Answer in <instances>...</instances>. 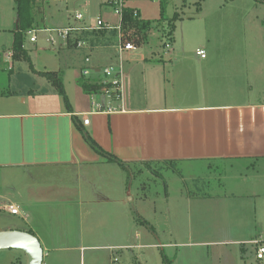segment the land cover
I'll list each match as a JSON object with an SVG mask.
<instances>
[{
	"label": "crops",
	"instance_id": "1",
	"mask_svg": "<svg viewBox=\"0 0 264 264\" xmlns=\"http://www.w3.org/2000/svg\"><path fill=\"white\" fill-rule=\"evenodd\" d=\"M128 8L140 14L138 8L129 5ZM45 10L37 7L36 17L42 19L39 14L42 13L45 19ZM98 17L103 20L101 13L96 20ZM15 22L17 30V19ZM80 22L83 26H95L88 24L85 18L83 22L77 21V25ZM44 29L55 30L49 29V25ZM150 36L158 38L159 32L154 29ZM62 39L65 41V38ZM81 45L72 47L62 42L56 49V59L46 60L40 70H35L29 50L25 47L32 75L43 78L44 82L37 81V89H24L19 84L14 90L0 93V175H17L15 181L11 179L13 177L3 179L0 176V200H8L0 210L10 214L5 207L14 205L21 215H10L19 216L24 223L4 225L0 230L27 231L37 236L45 252L43 264L46 257L54 260L55 255L59 257V264H71L73 254L70 253L81 252L83 255V251L97 249L109 250V262L113 264L115 260L119 264L123 248L132 247L120 243L99 247L84 244L89 236L86 218L90 212H93L95 226L99 228L105 223L110 225L117 212V216L124 218L121 224L116 225L117 239L129 237L125 229L134 217L126 210H122L123 214L118 210L114 213L108 205H124L133 201L135 178L132 173V182L128 184V173L117 162H110L96 154L86 135L135 170L136 165L149 163L151 167L163 162L176 163L181 174H185L184 167L193 174L197 163H207L212 168L213 163L220 162L217 164L227 167L223 177L231 180L233 176L230 173L239 164H245L248 172L259 174L264 171V98L243 93L244 87L254 86L261 77L264 78L263 65L256 63L242 69L237 62H231L227 67L223 62L228 60L226 55L218 57L205 53L204 58L197 52L149 57L144 51H136L144 46L138 47L123 56L121 100L110 99L107 104L101 103L104 110L91 114L89 125H85L82 114L93 112V98L78 84L81 71L93 68L97 73L101 68L118 63V58L114 48ZM64 49L86 51L83 56L85 63L78 74L74 73L78 62L68 65L57 63L59 52ZM11 51L6 50L3 55ZM31 72L27 69L22 75L30 79ZM60 72L71 111L46 75ZM92 77L94 81L97 75ZM109 109L115 111L108 112ZM194 176L191 175L192 179L196 178ZM242 182L247 191L229 195L195 193L186 198L191 203L194 199L264 197V188H259L264 186L263 180H251L245 173ZM126 191L129 192V199L122 197L123 193L127 194ZM147 197L144 194L142 199ZM257 220L259 218L256 224ZM260 220L264 221L263 214ZM37 222L43 227L36 225ZM120 226H123L122 231ZM107 234L103 227L94 236H101L106 241ZM263 234V227L262 232L257 228L253 231L250 240L244 244L247 246L241 248L240 258L236 257L235 250L226 249L233 260L221 264H256L255 249L249 243L257 238L264 240ZM238 242L230 245H237ZM125 256L124 263L131 264L130 258ZM176 258L172 264H175ZM135 260L143 264L137 257L132 262Z\"/></svg>",
	"mask_w": 264,
	"mask_h": 264
},
{
	"label": "rangeland",
	"instance_id": "2",
	"mask_svg": "<svg viewBox=\"0 0 264 264\" xmlns=\"http://www.w3.org/2000/svg\"><path fill=\"white\" fill-rule=\"evenodd\" d=\"M33 1L36 2L38 9H46L45 19L42 13H39L42 19L37 18L42 27L35 31L36 42L30 41L31 34L28 33L26 36L25 47L29 50L35 70L43 69L46 60L54 61L59 45L62 42L67 44V41L57 36V32L54 33L56 43L51 42L50 32L44 29L46 25H49V29L77 25L75 20L77 12L82 13L87 23L95 26L99 13L103 20L111 24L117 25L120 21L113 7L108 5L106 0ZM162 1L166 2L167 17L178 15L174 42H170L169 46L164 48L163 44L168 40L152 37L148 45L136 51H144L150 57L153 52L157 55H191L198 50H204L208 55L218 57L226 55L228 60L223 62L227 67L231 62H237L242 69H248L256 63L264 66V54H260L264 52V4L260 0H125V4L127 8L128 5L138 8L143 18L151 20L160 17ZM16 19L15 0H0V93L14 90L19 84H22L21 87L24 89H37V81L44 82L43 78H34L36 76L32 75L29 55L28 60L14 63L11 48ZM38 48L43 51H36ZM6 50L11 51L8 52L11 54L3 55ZM59 53L57 63L68 65L78 62L77 69L74 70V73L78 74V70L85 63L83 56L86 51L64 49ZM13 63L15 69L12 74ZM23 69L31 72L30 79L22 75ZM262 71L264 72V67ZM258 82L254 86L244 87L243 93L246 95L253 93L258 98H264V78L261 77ZM94 100L105 104L110 102L107 96L102 95H96ZM217 163L220 162L213 163L212 168L210 164L197 163L193 174L184 167L183 173L186 175L178 171L176 163L171 165L158 162L151 167L136 165V170L135 167H130L135 176L132 191L134 200L124 205H108L114 213L118 210L123 214L122 210H126L134 217V221L125 229L129 237L117 239L116 225L121 224L124 219L117 216V212L114 217L115 222L112 220L110 225L106 226L105 223L101 226V228L105 227V232L108 233L105 237L106 241L101 236H94L101 228L95 226L96 218L93 217V212H90L86 218L89 236L84 244L95 247L117 243L132 246L129 249L123 248V258L119 257V264H125V254L130 258L131 264H139L137 260L132 262L134 257L143 264H164L162 251H165L173 262L177 256L175 264H221L232 261L233 258L226 249L235 250L236 257L240 258L241 248L250 240L253 231L255 232L257 228V231L262 232V227L264 228V221L260 220L261 215H264V197L194 199L189 203L186 196H193L195 193L229 195L241 190V192L247 191L242 184L244 174L246 173L251 180L259 178L264 184V171L259 174L254 171L248 172L245 164H239V167L232 169L231 180L223 177L227 167ZM194 174L196 178L192 179L191 175ZM0 176L3 179L13 177L11 179L15 181L17 175L13 173L8 176L6 173H1ZM259 188L263 189L264 186ZM128 193H123L122 197L129 199ZM144 194L148 196L147 199H142ZM6 203H8L7 199L0 200V208ZM137 216L142 220L146 219L148 227H152V230L142 226ZM257 218L259 220L256 224ZM22 221L19 216L0 210V228L14 223L22 225L24 224ZM35 224L43 227L40 222ZM122 229L123 226H120L121 231ZM234 241L239 242L231 246L230 243ZM114 252L117 253L118 250ZM82 253L83 255L81 252L70 253L73 254L71 264H111L107 256L109 250H87ZM58 258L57 255L54 256V260L52 257H46L44 264H59ZM26 261L24 252L13 249L0 250V264H25ZM113 264H118V261L114 260Z\"/></svg>",
	"mask_w": 264,
	"mask_h": 264
},
{
	"label": "trees",
	"instance_id": "3",
	"mask_svg": "<svg viewBox=\"0 0 264 264\" xmlns=\"http://www.w3.org/2000/svg\"><path fill=\"white\" fill-rule=\"evenodd\" d=\"M17 3V30L13 31V60H28V51L25 49L26 36L28 33L40 28V23L36 17L37 6L33 0H15ZM264 4V0H260ZM166 2H161L160 17L155 20L142 19L138 11L135 9L125 8L123 13V21L120 31L118 29L107 30L97 29L89 30L87 26H80L79 30H75L69 33L65 38L67 45L72 47H78L79 44H88L92 48H114L119 42V37L123 35L129 41H134L137 47L146 46L151 41V32L155 29L159 32V40L165 41L163 47L166 48L170 42H174V32L176 28V21L178 15L168 18L165 14ZM137 12V15H135ZM153 55H157L154 54ZM48 79H50L58 92L63 97L65 105L69 111H71V105L69 98L67 97L64 89L63 78L60 73H47ZM79 86L89 95L94 94L101 90L102 85L98 81H93L84 77H80L78 80ZM76 123V120H75ZM86 140L94 152L107 158L110 162L118 163L123 170L128 173L127 182H132V172L130 167L117 157L107 153L102 147L96 143L89 135H86ZM146 165H150L146 163ZM138 221L146 226H149L148 222L138 218ZM152 230V227H149ZM162 261L164 264H172V260L162 251Z\"/></svg>",
	"mask_w": 264,
	"mask_h": 264
},
{
	"label": "built area",
	"instance_id": "4",
	"mask_svg": "<svg viewBox=\"0 0 264 264\" xmlns=\"http://www.w3.org/2000/svg\"><path fill=\"white\" fill-rule=\"evenodd\" d=\"M108 5L113 7L114 13L119 17V24L118 25H111L104 20H102L100 17L97 18V25L94 27H89L87 28L89 30H93L94 28L97 29H107V30H113V29H118L120 31L121 25H122V19H123V13L126 8L125 0H106ZM135 15H137V12H135ZM84 16L81 13H76L75 14V20L76 21H82L83 22ZM80 26H83L80 22V25L66 29H55V30H48L50 32V41L53 43H56V40L54 38V33L57 32V36L60 38H66L69 33L74 32L75 30H79ZM34 32H30L29 34H33V36L30 38L31 42H36V37L34 36ZM119 42L114 46L115 53H116V58H118V63L104 67L99 69V71L96 73L93 68H84L81 71V76L87 79L92 80L95 74L97 75V78H95L96 81L99 82L100 85H102L101 90L98 92H95L94 94H91L90 97L93 98V104H92V109L93 112L85 113L82 114L85 118L84 124L89 125L90 123V115L95 114L96 112L103 111V105L101 103H98L97 101L95 102L94 98L96 95H102V96H107L111 100H118L120 101L122 96V84H123V62L124 58L123 57L125 54L133 52V50H136L138 47L134 43V41H129L126 37L121 35L119 37ZM79 46H82L81 44ZM169 46V44H168ZM167 46V47H168ZM197 53L204 58L206 57L205 51L204 50H198ZM87 62H90V60H87ZM94 80V81H95ZM115 110L109 109L108 112H112ZM6 210L13 215H21L19 212V209L15 207L14 205H9L5 207ZM250 246L254 247L255 249V261L256 264H264V240L262 239H253L252 242L249 243Z\"/></svg>",
	"mask_w": 264,
	"mask_h": 264
},
{
	"label": "water",
	"instance_id": "5",
	"mask_svg": "<svg viewBox=\"0 0 264 264\" xmlns=\"http://www.w3.org/2000/svg\"><path fill=\"white\" fill-rule=\"evenodd\" d=\"M13 249L24 252L25 264H43L45 252L37 236L27 231L1 230L0 250Z\"/></svg>",
	"mask_w": 264,
	"mask_h": 264
}]
</instances>
